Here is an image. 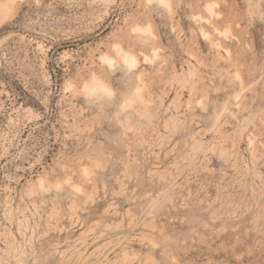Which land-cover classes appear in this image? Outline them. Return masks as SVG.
<instances>
[{"label":"rangeland","instance_id":"rangeland-1","mask_svg":"<svg viewBox=\"0 0 264 264\" xmlns=\"http://www.w3.org/2000/svg\"><path fill=\"white\" fill-rule=\"evenodd\" d=\"M0 264H264V0H0Z\"/></svg>","mask_w":264,"mask_h":264},{"label":"bare ground","instance_id":"bare-ground-1","mask_svg":"<svg viewBox=\"0 0 264 264\" xmlns=\"http://www.w3.org/2000/svg\"><path fill=\"white\" fill-rule=\"evenodd\" d=\"M163 1V0H162ZM146 29V28H145ZM145 29H141L140 27L136 30V31H138V32H140V33H144L143 31L145 30ZM146 31V30H145ZM148 31V30H147ZM118 53H119V51H118ZM124 54V53H123ZM104 57V56H103ZM108 57V56H107ZM105 58V59H107V60H105L104 58V60L105 61H107L108 63H113V59H109V58ZM123 61L125 62V66H127V67H131V66H134L135 65V63H136V61H135V58L134 57H132V56H130V55H123ZM99 87V86H98ZM100 88V87H99Z\"/></svg>","mask_w":264,"mask_h":264},{"label":"snow or ice","instance_id":"snow-or-ice-1","mask_svg":"<svg viewBox=\"0 0 264 264\" xmlns=\"http://www.w3.org/2000/svg\"><path fill=\"white\" fill-rule=\"evenodd\" d=\"M109 95H111V93H109Z\"/></svg>","mask_w":264,"mask_h":264}]
</instances>
